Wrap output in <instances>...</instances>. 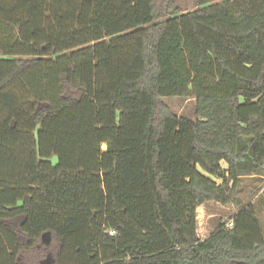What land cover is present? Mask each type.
Listing matches in <instances>:
<instances>
[{
	"label": "trees",
	"instance_id": "1",
	"mask_svg": "<svg viewBox=\"0 0 264 264\" xmlns=\"http://www.w3.org/2000/svg\"><path fill=\"white\" fill-rule=\"evenodd\" d=\"M197 4L0 0V264H264V0Z\"/></svg>",
	"mask_w": 264,
	"mask_h": 264
},
{
	"label": "rangeland",
	"instance_id": "2",
	"mask_svg": "<svg viewBox=\"0 0 264 264\" xmlns=\"http://www.w3.org/2000/svg\"><path fill=\"white\" fill-rule=\"evenodd\" d=\"M176 8L182 14L198 8L197 0H175ZM176 16V15H175ZM162 102L169 110L179 117L196 120V100L193 98H164ZM226 167L225 164H223ZM241 200L243 204L253 203L259 210V219L264 228V178L247 176L240 183ZM236 208L231 205H221L208 202L197 209V235L201 240L208 238L221 222L230 221ZM52 242L49 238V244ZM51 248H54L52 245Z\"/></svg>",
	"mask_w": 264,
	"mask_h": 264
},
{
	"label": "water",
	"instance_id": "3",
	"mask_svg": "<svg viewBox=\"0 0 264 264\" xmlns=\"http://www.w3.org/2000/svg\"><path fill=\"white\" fill-rule=\"evenodd\" d=\"M42 239H43V242L49 244V234L43 235Z\"/></svg>",
	"mask_w": 264,
	"mask_h": 264
}]
</instances>
